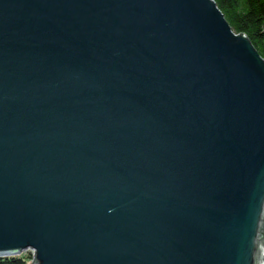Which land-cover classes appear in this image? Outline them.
<instances>
[{
  "label": "water",
  "instance_id": "95a60500",
  "mask_svg": "<svg viewBox=\"0 0 264 264\" xmlns=\"http://www.w3.org/2000/svg\"><path fill=\"white\" fill-rule=\"evenodd\" d=\"M264 264V59L213 0H0V256Z\"/></svg>",
  "mask_w": 264,
  "mask_h": 264
},
{
  "label": "trees",
  "instance_id": "16d2710c",
  "mask_svg": "<svg viewBox=\"0 0 264 264\" xmlns=\"http://www.w3.org/2000/svg\"><path fill=\"white\" fill-rule=\"evenodd\" d=\"M234 33L247 36L264 59V0H213ZM27 250L18 255L0 256V264H30Z\"/></svg>",
  "mask_w": 264,
  "mask_h": 264
},
{
  "label": "rangeland",
  "instance_id": "374dc122",
  "mask_svg": "<svg viewBox=\"0 0 264 264\" xmlns=\"http://www.w3.org/2000/svg\"><path fill=\"white\" fill-rule=\"evenodd\" d=\"M28 252H30L31 254H32V256H33V250H27ZM25 252V251H24Z\"/></svg>",
  "mask_w": 264,
  "mask_h": 264
}]
</instances>
